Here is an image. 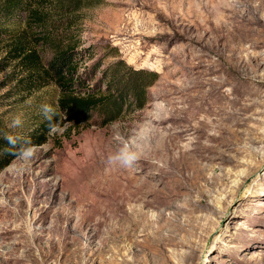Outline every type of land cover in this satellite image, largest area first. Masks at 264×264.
Wrapping results in <instances>:
<instances>
[{
  "label": "rangeland",
  "instance_id": "obj_1",
  "mask_svg": "<svg viewBox=\"0 0 264 264\" xmlns=\"http://www.w3.org/2000/svg\"><path fill=\"white\" fill-rule=\"evenodd\" d=\"M91 2L74 12L86 82L106 88L117 59L157 77L142 107L58 110L49 136L59 86L35 85L2 33L0 136L37 151L0 170V264H264V0ZM9 27L41 48L24 19ZM125 144L135 164L109 163Z\"/></svg>",
  "mask_w": 264,
  "mask_h": 264
},
{
  "label": "trees",
  "instance_id": "obj_2",
  "mask_svg": "<svg viewBox=\"0 0 264 264\" xmlns=\"http://www.w3.org/2000/svg\"><path fill=\"white\" fill-rule=\"evenodd\" d=\"M31 1L0 0V36L3 32L12 31L6 43L11 51H15L13 58L28 61L30 65L26 68V75L35 85L53 82L59 86L58 110H62L68 120L84 122L96 115L100 123H105L145 104L147 88L157 77L155 70L136 68L123 59H117L102 71L101 78L107 84L104 89L92 88L83 74L77 71L80 41L74 12L93 4L92 0H53L48 2L49 10H41ZM22 11L26 13L22 19L33 28L34 42L40 49L26 45L21 34L9 27L12 20H22ZM5 39L1 37L0 41ZM36 50L43 52L40 58ZM5 136H0V170L13 158L9 155Z\"/></svg>",
  "mask_w": 264,
  "mask_h": 264
},
{
  "label": "clouds",
  "instance_id": "obj_3",
  "mask_svg": "<svg viewBox=\"0 0 264 264\" xmlns=\"http://www.w3.org/2000/svg\"><path fill=\"white\" fill-rule=\"evenodd\" d=\"M41 113L44 116L45 120L48 121L47 135L51 136L59 130L57 124L53 120L54 117L60 116L58 106L57 108H54L50 104H43L41 105ZM20 125L21 120L19 117H16L13 120L11 127L15 128L19 127ZM117 138H119V134H117ZM4 139L8 142L9 155L14 158V162L21 161L27 163L33 158L37 151V146L32 144L30 139L23 140L21 142L20 138L11 134L6 135ZM138 158V153L131 150L129 146L125 144L124 147H122L109 157V163L117 164L123 168H131L138 160Z\"/></svg>",
  "mask_w": 264,
  "mask_h": 264
}]
</instances>
